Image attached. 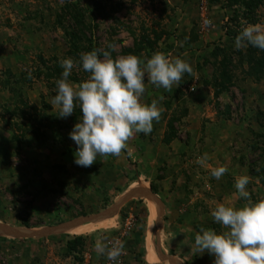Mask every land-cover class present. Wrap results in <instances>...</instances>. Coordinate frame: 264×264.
Here are the masks:
<instances>
[{
    "label": "rangeland",
    "instance_id": "obj_1",
    "mask_svg": "<svg viewBox=\"0 0 264 264\" xmlns=\"http://www.w3.org/2000/svg\"><path fill=\"white\" fill-rule=\"evenodd\" d=\"M256 23L264 24V0H0V140H5L0 225L8 232L0 228V264H172L159 255L157 263L147 259L150 237L178 264H214V256L193 250L201 227L221 230L211 211L220 202L243 205L235 188L240 176L250 177L246 190L254 202L264 198V51L235 47L240 31ZM96 48L111 51L113 58H151L161 51L185 59L194 70L170 90L146 81L143 102L162 95L163 112L150 134L131 140L143 138L144 148L121 156L125 165H136L134 174L127 165L119 174L105 172L113 161L100 156L96 162L102 168L78 166V146L69 134L82 112L77 106L72 115L59 118L50 104L63 72L60 61L78 62L69 79L80 83L89 75L80 55ZM205 153L201 166L196 161ZM56 157L65 161L55 164ZM27 163L36 167V176H23L20 169H30ZM151 164L154 175L147 174ZM221 165L228 171L217 180L211 169ZM95 170L112 178L108 191L102 189L106 183L95 180L89 186ZM131 183L133 193L138 190L135 201L129 198ZM149 187L160 199L164 191L179 195L183 189L188 200L183 208L195 214L192 232L170 235L176 225L165 224L163 208L155 216L139 192ZM119 203L109 220L90 231L60 228ZM127 222L131 230L125 229ZM47 227L42 233H56L24 236ZM77 237L82 244L70 251L67 241ZM98 239L109 247L120 239L124 251L116 263L97 252Z\"/></svg>",
    "mask_w": 264,
    "mask_h": 264
},
{
    "label": "clouds",
    "instance_id": "obj_2",
    "mask_svg": "<svg viewBox=\"0 0 264 264\" xmlns=\"http://www.w3.org/2000/svg\"><path fill=\"white\" fill-rule=\"evenodd\" d=\"M211 24V21H205ZM249 45L264 51V24H248L235 38L237 50ZM109 49L115 50L114 45ZM135 54L118 55L99 48L81 53L79 63L88 78L80 83L69 77L78 62L69 57L60 61L61 78L56 80V94L50 104L58 109L59 118H67L76 111L82 112L80 121L70 132L78 146L75 163L91 167L97 157H119L123 152L132 155L129 142L138 133L150 134L154 121L159 122L163 108L159 107L164 96L143 102L146 81L157 88L170 90L180 85L185 74L194 75L191 64L185 59L172 57L157 51L151 58ZM207 153L197 158L201 166L206 164ZM226 166L211 169V175L219 180L227 173ZM250 177L240 176L235 188L239 198L244 199L237 207L232 201L220 202L211 211L214 222L221 226L201 227L195 234L194 248L197 253L214 256V264H264V198L258 202L251 199L246 190ZM95 249L110 261H117L123 254L124 245L116 241L111 247L97 240Z\"/></svg>",
    "mask_w": 264,
    "mask_h": 264
},
{
    "label": "crops",
    "instance_id": "obj_3",
    "mask_svg": "<svg viewBox=\"0 0 264 264\" xmlns=\"http://www.w3.org/2000/svg\"><path fill=\"white\" fill-rule=\"evenodd\" d=\"M137 135V134H136ZM137 139H139L138 140V143H135V142H133V141H130L129 142V147L132 149V148H134L135 147V151L134 152H132V155L131 156H133V155H135L136 154V152H138V149L140 148V149H143L144 147H143V145L145 144V142H143L144 141V139L142 138H137ZM139 141L141 142L140 144H139ZM4 142H5V140L3 141V140H0V147H1V145H3L4 144ZM137 145L139 146L138 148H137ZM128 154H127V152H123L119 157H116V156H108L106 159H107V162L108 163H111L112 161H113V163H112V165L113 166H108L107 167V169H106V171L105 172H107V173H112V172H114V173H116V174H119V171H121L123 168L122 167H124L125 168V166L127 165V168H129V169H131V171H132V174H134L133 172H134V168H136V165H128V164H126L125 165V163H124V161L122 160V157L121 156H123V157H125V156H127ZM57 159H55V160H57V161H55V164H60L61 163V161H65V158H64V160L63 159H61V160H59V157H56ZM96 161H98V160H96ZM99 162V161H98ZM138 162V161H137ZM38 163V161H36V163H35V165L34 166H36V164ZM97 162H95L94 164L99 168V167H101L98 163L96 164ZM139 163V162H138ZM64 164H66V165H69V164H67V163H64ZM139 165H140V163H139ZM33 165H28V163L26 164V167H29L30 169H28V170H25V168L24 169H20V171H22V173H23V176H25L26 177V175H27V173L28 172H30L31 173V177L32 176H36L35 175V170H36V167H34ZM85 169H86V167H84ZM102 168V167H101ZM150 171H149V173H147L148 175H154L155 173H154V171H155V167H154V165L153 164H151V165H149V168H148ZM102 170V169H101ZM140 170H142L141 168H140ZM96 171V176H94V178H92V183L89 185V186H93V182H94V180L97 182V184L98 185H100V184H103V183H106L107 184V187L106 188H102V189H104V191H108V188H110L111 187V185H110V183L111 184H113V182L111 181L112 180V178H110L109 177V175H106V173H102V172H100V171H98V170H95ZM137 171V170H136ZM156 172V171H155ZM85 172H83L82 174H84ZM82 174L80 175L81 176V178H83L82 177ZM95 174V173H94ZM29 175V174H28ZM142 176H144L143 174H142ZM119 177V176H118ZM123 176H120L119 177V179L118 180H120L121 182H123V180L121 179ZM147 176H144V178H146ZM108 181H110V183L108 182ZM116 182V181H115ZM100 183V184H99ZM124 183V182H123ZM135 183V182H134ZM134 183H131V184H129V187L131 188L132 186H133V184ZM115 184V183H114ZM121 187H123L124 185H120ZM121 187H118V188H121ZM147 188V187H146ZM126 190V189H125ZM128 190H130V189H128ZM127 190V191H128ZM133 190H135V189H133V187L131 188V190H130V193H131V196H129V198H131V199H133L134 201L135 200H138V198L137 197H133L132 195H134V193H133ZM146 190H148V192L159 202V204L161 205V210H162V208H163V213L166 215V218L168 217V219H167V221L165 222V224L166 223H169V224H175L176 225V227L175 228H172V230L171 231H173L172 233H171V231L169 232L170 233V235H172V234H175V235H177L178 237H180V236H182V237H184L186 234L185 233H187V231H189V232H192L193 231V223H194V220H195V214H194V212H190L189 210H184V208H183V205L184 206H187V201L188 200H186V194L184 195L183 194V189L182 190H180V194L178 195V194H176V193H169L168 191L167 192H165L164 191V193H163V195H164V197H162L161 199H160V196H158V195H156L155 193H153L152 191H151V189H150V187H149V189H146ZM178 191V190H177ZM19 192H21V191H17V194H19ZM174 192V191H173ZM142 192H140V194H141ZM136 194H138V190H137V193ZM174 195V196H173ZM158 196V197H157ZM133 197V198H132ZM144 198V197H143ZM142 198V199H143ZM126 199V198H125ZM144 199H146V198H144ZM171 199V200H170ZM128 200V199H127ZM130 200V199H129ZM170 200V201H169ZM123 201H125V200H123ZM185 201V202H184ZM0 204H1V202H0ZM122 204H123V202H122ZM122 204H121V206H122ZM167 205H168V207H167ZM112 207V206H111ZM148 209V211H150L149 210V208H147ZM119 211V210H118ZM118 211H115V213H117ZM162 211H160V213H161ZM102 213V212H101ZM101 213H98V215L100 214L101 215ZM114 213V214H115ZM159 213V214H160ZM168 213H171L172 215H174V216H177V222L176 221H173L171 218H170V215H168ZM98 215H94V216H90V217H84V218H81V219H85V220H83V222H81L80 224H78V225H80V226H83V225H86V224H89V223H92V220H94V217L96 218V217H98ZM75 220H80L79 218L78 219H75ZM65 221H63V223H64ZM68 222H66V224H67ZM84 223V224H83ZM62 224V223H61ZM69 224H71V223H68V225ZM72 224L73 225H76L77 223H75V222H72ZM192 228V229H191ZM69 233V232H68ZM189 237H192V236H190L189 234H187ZM137 236V235H136ZM172 239V238H171ZM156 244V243H155ZM156 247H159V250H160V245L158 244V245H156ZM177 248H179V247H177ZM173 249V248H172ZM157 251H158V249H156ZM161 251V250H160ZM162 252V251H161ZM171 256H173V255H171Z\"/></svg>",
    "mask_w": 264,
    "mask_h": 264
},
{
    "label": "bare ground",
    "instance_id": "obj_4",
    "mask_svg": "<svg viewBox=\"0 0 264 264\" xmlns=\"http://www.w3.org/2000/svg\"><path fill=\"white\" fill-rule=\"evenodd\" d=\"M139 192H142L141 194L144 195V197L148 200L149 208L153 211V214H155V216H156V213L158 212L157 216H159V213L161 211V205L159 204V202L148 192V190H144V189L141 190L140 189ZM136 193L137 192H134V195H136ZM119 206H120V203L115 205V206H112L110 209H108L109 211L106 210L103 213L104 215L98 219L94 217V220H92V223H89L88 225H85V226H80L78 224L73 225L72 222L79 223V220H76V221L68 222L71 224L68 225V223H67L64 227H60V228L64 231H67V233L68 232L71 233L73 231L77 234H82L83 232L90 231L91 229L95 228L98 225L99 226L102 225L104 223L105 219L109 220L110 216H108V215H111L114 212V210L119 208ZM107 212H112V213H107ZM48 228L49 227L42 228L39 230H34V232H36L38 234L37 237L39 235H41V236L42 235H52V234L56 233V232H48V231H45V233H42V230H45V229L48 230ZM49 230H51V229H49ZM51 231H53V230H51ZM146 245H147V259L152 263H157L159 261V258H158L159 253H158V251H156V249H158V248L155 249L156 244L154 243V239H152V237L148 238ZM159 257H160V255H159ZM160 259H161V261H162V259L163 260H170V262L172 264H178L176 262V260L171 258L169 255H164L163 257L161 256Z\"/></svg>",
    "mask_w": 264,
    "mask_h": 264
},
{
    "label": "water",
    "instance_id": "obj_5",
    "mask_svg": "<svg viewBox=\"0 0 264 264\" xmlns=\"http://www.w3.org/2000/svg\"><path fill=\"white\" fill-rule=\"evenodd\" d=\"M107 213H112V212H107ZM104 214H101V215H99L98 217H96L97 219L98 218H100L101 216H103ZM108 216H111V215H108ZM83 220H85V219H80L79 220V223H81V222H83ZM0 228H2L3 230V232H7V228L6 227H4V226H2V225H0ZM34 231H32V232H29V234H27V233H25V237H33V236H37L38 234L36 233V232H34ZM8 233V232H7ZM12 233H15L14 235H17V236H21V235H19L18 233H17V231L16 230H14V232H12ZM11 235H13V234H11ZM158 253H159V255H160V257L162 256H164L165 254H163L160 250H159V248H158Z\"/></svg>",
    "mask_w": 264,
    "mask_h": 264
},
{
    "label": "trees",
    "instance_id": "obj_6",
    "mask_svg": "<svg viewBox=\"0 0 264 264\" xmlns=\"http://www.w3.org/2000/svg\"><path fill=\"white\" fill-rule=\"evenodd\" d=\"M39 121V120H38ZM35 120V122H38ZM44 121V120H43ZM41 129V128H40ZM39 131V129H37ZM42 134V133H41ZM82 244V239L80 237H77L75 239H72L70 241H67V247L70 251H74L77 246H80Z\"/></svg>",
    "mask_w": 264,
    "mask_h": 264
},
{
    "label": "built area",
    "instance_id": "obj_7",
    "mask_svg": "<svg viewBox=\"0 0 264 264\" xmlns=\"http://www.w3.org/2000/svg\"><path fill=\"white\" fill-rule=\"evenodd\" d=\"M132 227H133L132 223L131 222H127V225H126L125 229L131 230ZM116 241H113L111 244L113 245ZM114 263H116V262H114Z\"/></svg>",
    "mask_w": 264,
    "mask_h": 264
},
{
    "label": "flooded vegetation",
    "instance_id": "obj_8",
    "mask_svg": "<svg viewBox=\"0 0 264 264\" xmlns=\"http://www.w3.org/2000/svg\"><path fill=\"white\" fill-rule=\"evenodd\" d=\"M133 228V227H132ZM117 241H119L120 242V239H117Z\"/></svg>",
    "mask_w": 264,
    "mask_h": 264
}]
</instances>
